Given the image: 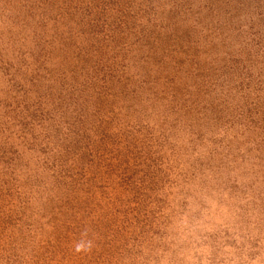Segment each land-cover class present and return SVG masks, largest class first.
Wrapping results in <instances>:
<instances>
[{"label": "rangeland", "instance_id": "rangeland-1", "mask_svg": "<svg viewBox=\"0 0 264 264\" xmlns=\"http://www.w3.org/2000/svg\"><path fill=\"white\" fill-rule=\"evenodd\" d=\"M0 264H264V0H0Z\"/></svg>", "mask_w": 264, "mask_h": 264}]
</instances>
